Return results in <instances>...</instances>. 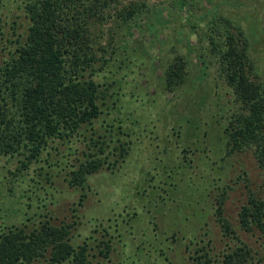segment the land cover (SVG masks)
Returning a JSON list of instances; mask_svg holds the SVG:
<instances>
[{
    "label": "trees",
    "instance_id": "obj_1",
    "mask_svg": "<svg viewBox=\"0 0 264 264\" xmlns=\"http://www.w3.org/2000/svg\"><path fill=\"white\" fill-rule=\"evenodd\" d=\"M165 1L171 3V9L177 5L190 8L186 0ZM148 2L0 0V156L24 157L19 162L20 172L41 165L39 176L46 169L53 171L64 166V171L69 163L66 182L71 188L84 191L79 208L87 197L89 179L103 171L114 174L121 170L133 149L130 130L127 132L122 121L112 115L117 109V82L121 81L115 76L123 69L120 66L102 83L95 79L110 67L113 59L118 62L116 56L125 49L123 41L114 51H106L102 45L104 27L111 22L116 25L115 34L108 39L109 48L120 32L126 40L133 39L135 30L136 34L145 35L155 21L154 12L164 9L161 4L152 6ZM172 20L164 18L163 12L160 23L170 26ZM204 35L209 47L206 55H198L200 62L194 65L195 70L204 69L212 75L209 61L216 62V73L230 90L232 107H222L217 99L215 87L220 86L219 81L210 84L212 89L205 85L196 94H187L185 88L194 69L188 70L186 57L178 53L163 65L161 79L169 93L182 90L176 97L186 102L184 112L194 113L201 125L210 124L215 130L205 134L202 144L190 138L183 161L198 163L205 170L202 183L198 184L201 195L226 180L215 197L214 218L220 233L229 241L220 250L213 245L210 230L203 227L197 237L189 232H171L172 240L184 246L192 264H264V178L259 184L248 181L249 195L236 219L225 211L231 189L227 181L238 183L248 178V173L242 172L238 182L230 179L227 173L234 167V160L250 156L264 173V83L251 58L252 41L241 25L218 17L207 22ZM163 62L159 64L161 70ZM214 111L217 120L209 121L206 116ZM109 117L111 122L107 121ZM209 136H215L219 143L206 145ZM64 149L68 151L64 160L54 164L53 157L60 156ZM189 154L197 157L190 160ZM72 157L75 165H70ZM185 173L178 169L172 173L173 179L177 185L179 180L185 189L191 188L192 178ZM53 177L51 172V180ZM203 181L208 188H204ZM39 190L34 195L41 198ZM32 208V204L27 207ZM77 214L73 215L75 221L56 225L49 213H41L17 226L0 229V264H109L114 237L108 229L99 230L104 226L102 221L96 224L92 236L78 243L74 231L82 222ZM96 234L102 238L95 237ZM242 234L263 241V255L244 241Z\"/></svg>",
    "mask_w": 264,
    "mask_h": 264
},
{
    "label": "rangeland",
    "instance_id": "obj_2",
    "mask_svg": "<svg viewBox=\"0 0 264 264\" xmlns=\"http://www.w3.org/2000/svg\"><path fill=\"white\" fill-rule=\"evenodd\" d=\"M186 1L189 10L180 8V5L171 9V3L165 0H149L150 5L161 4L164 9L154 12L155 21L147 28L145 35L139 32L136 34L135 30L133 39L126 40L120 32L112 48L108 47V39L115 34L116 25L111 22L104 27L105 39L102 45L107 52L117 49L120 42L122 44L124 41L125 45L122 53L116 56L118 62L113 59L110 67L98 73L95 78L102 83L116 73L120 66L123 69L115 76L116 79L121 78V81L117 82L118 95L114 100L117 109L112 111L114 119L121 120L127 132L130 130L133 142L131 155L123 168L114 174L103 171L92 176L88 182L89 189H86L87 197L79 208L84 191L75 190L66 182L69 163L64 171H61L64 166L61 169L54 168L53 171L46 169L39 176L41 165H33L30 170L20 172L22 165L19 162L24 157L0 156V229L17 226L41 213H49L56 225L63 221L71 223L75 221L74 213H78V221L82 225H78L74 236L79 243L92 236L96 224L103 221L104 226L99 230L108 229V233L114 237V251L109 264H192L184 246L173 242L171 232L182 235L189 232L197 237L202 232L200 227L210 230L213 245L220 250L224 249L229 240L220 233L214 213L217 207L215 197L225 187L226 180L215 185L214 190H207L201 195L198 189L201 191L202 188L198 184L202 183L200 179L205 176V170L198 167V163L183 161V151L189 148L190 138L202 144L205 134L215 130L210 124L201 125L194 113L184 112L186 102L176 97L182 90L177 94L164 90L165 83L161 75L164 66L178 53L186 57L188 70L194 69L188 87L185 88L188 90L186 93L196 94L205 85H208L206 89H212L210 84L219 81L220 86L215 87L217 99H220L222 107H232L230 90L216 73L217 63L208 60L212 75L204 69L195 70L194 65L200 62V55L207 54L209 46L204 35L207 22L218 17L229 18L241 25L247 38L252 41L251 58L260 81L264 83V0ZM163 12L164 18L173 19L170 26L160 23ZM10 14H13V8L9 17ZM192 46L198 50L194 51ZM163 47L164 50H161ZM163 60L161 70L159 64ZM99 67L100 64H97L96 70ZM215 112L207 114L206 118L209 121L217 120ZM112 120L110 117L107 119L109 122ZM209 138L206 145L219 143L215 136ZM67 153L64 149L60 156L53 157L52 162H62ZM189 156L190 160L197 157L195 154ZM70 159V165H75L74 157ZM234 163V167L227 173L230 179L238 182L237 178L242 172L248 173V178L244 177L238 183L227 181L231 189L225 211L232 219H236L240 208L247 201L249 182L259 184L264 178V173L257 168L252 157L244 156L234 160ZM178 169L192 178L191 188L185 189L179 180L177 185L172 173ZM51 172L54 176L52 180ZM182 181L184 176L180 179ZM36 186L40 189L41 198L34 195L38 190ZM207 186L205 184L204 188ZM29 204H32V209H27ZM234 225L238 227L237 223ZM94 236L102 238L97 234ZM242 238L263 255V241L246 234H242Z\"/></svg>",
    "mask_w": 264,
    "mask_h": 264
}]
</instances>
